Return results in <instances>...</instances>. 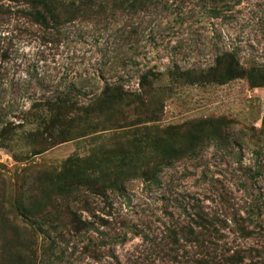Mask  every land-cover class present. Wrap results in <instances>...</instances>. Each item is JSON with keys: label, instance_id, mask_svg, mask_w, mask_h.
<instances>
[{"label": "rangeland", "instance_id": "obj_1", "mask_svg": "<svg viewBox=\"0 0 264 264\" xmlns=\"http://www.w3.org/2000/svg\"><path fill=\"white\" fill-rule=\"evenodd\" d=\"M130 4L93 0L48 39L0 15V129L17 137L0 142V264H229L226 247L264 264V0ZM227 53L244 74L224 83ZM58 93L70 104L50 128L42 105ZM99 169L114 173L104 194L63 195ZM200 205L263 215L243 221L253 237L223 223L207 243Z\"/></svg>", "mask_w": 264, "mask_h": 264}, {"label": "trees", "instance_id": "obj_2", "mask_svg": "<svg viewBox=\"0 0 264 264\" xmlns=\"http://www.w3.org/2000/svg\"><path fill=\"white\" fill-rule=\"evenodd\" d=\"M19 3L17 7H12V8H5L4 6H0V15L7 14L13 15V14H18L22 17L27 18L29 20V23H32V25L40 27L44 31V35L42 37L48 39L50 36L53 38L56 36H61L60 34L62 31H65L70 24L74 21V16L78 15L82 12L84 6L88 5L91 3L93 0H14ZM122 1L123 6L127 3H131L130 5H136V6H147L151 3L156 2V0H118ZM160 1V0H158ZM27 29V28H26ZM27 31V30H26ZM2 37V35H1ZM4 41V40H3ZM2 39L0 38V46L3 45ZM9 45H13L12 43H9ZM1 49V48H0ZM226 54V53H225ZM217 61V66L220 68L226 67V69L220 73V79L222 82H227L231 81L235 78H238L243 75V70H241L240 63L238 61H235L232 56L228 53L227 55H224L223 57L218 58ZM234 62H236L234 64ZM225 63H228L227 66H225ZM146 77L142 78V81L144 82V79ZM145 84V83H144ZM57 92H59L57 90ZM115 92V87L108 85L107 89L104 93V97L106 98H113V93ZM59 94V93H58ZM70 104V98L66 94H59V96L53 98V99H46L43 103V107H45L48 111L49 114H47L44 118L46 123L50 125V128L54 126V118L52 115V112L57 111L59 108L64 107L66 104ZM64 104V105H63ZM41 106V103H40ZM35 106H33L31 109L34 112L35 111ZM31 111V112H32ZM204 124L207 125H212L211 121H204ZM15 129V126L13 124H5L1 129H0V142L2 143H11L13 145L14 142L17 141V137L14 136L13 133H10ZM151 129L144 128L143 130L137 131L138 133V141H147L150 138V131ZM10 131V132H9ZM41 132H35L33 135H41ZM145 164V161L142 163V165ZM144 165V167L148 166ZM137 166V165H136ZM257 170L258 168H254ZM97 175L91 176L97 179L94 184H92L94 181H92V178H89L91 180L90 182H85V184H79V185H74L72 186L73 188L70 189V187L63 192V195L65 197H73V195L81 193V188L85 189L86 191L90 192L91 194H104L103 192V187H101V191L99 189V183L101 179L107 178L109 181L112 180V177L114 176L113 171L111 172H106L104 170L99 169ZM139 172V171H137ZM258 172V171H257ZM113 175V176H112ZM143 177L146 180H149L152 183H157L156 175L157 171L156 169L152 167H147L144 169V174L142 173ZM121 178H124V174L122 175ZM116 183L112 182L111 189L116 188ZM219 198L222 199V196L219 194ZM75 199V198H73ZM76 200V199H75ZM72 203V202H70ZM198 210L196 212V215H193L192 221L196 222L200 228L204 231V234H206L207 243H210V238H216L219 240H222L223 238V231L226 228H223L221 230V227H224V225L227 224H235L237 229L241 232L242 237L244 238H250L253 237L254 232H248L247 228L243 225V221L249 222V223H254L255 218H259L262 216V211L260 210L259 214H256V211H259V209H254L250 208L248 211V217L245 219L241 216L239 218L237 217H232L230 220L225 217L223 213H218L213 211L207 207H204L203 205H200L197 207ZM223 212V211H222ZM196 217V220H195ZM223 217V218H222ZM194 218V219H193ZM103 220V219H101ZM224 223V225H222ZM95 223H91V225H94ZM107 226H109L111 223L110 221L106 220ZM255 226H259L255 224ZM219 227V228H218ZM211 244H213L211 242ZM206 246V248H208ZM233 253L232 255H230ZM244 252L242 249L239 252H233L232 249L227 248L223 249V252L221 256H223L222 259H224L226 262L229 264H244L243 257L241 255ZM227 254V256H226ZM116 259V258H115ZM214 260V258L211 259V262ZM117 262H119L116 259ZM254 263V262H252ZM249 263V264H252ZM204 264H210V261H205Z\"/></svg>", "mask_w": 264, "mask_h": 264}]
</instances>
